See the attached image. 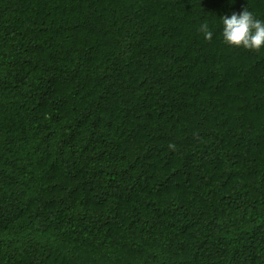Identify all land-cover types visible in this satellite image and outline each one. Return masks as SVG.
<instances>
[{
    "label": "trees",
    "instance_id": "16d2710c",
    "mask_svg": "<svg viewBox=\"0 0 264 264\" xmlns=\"http://www.w3.org/2000/svg\"><path fill=\"white\" fill-rule=\"evenodd\" d=\"M245 8L0 0V264H264V47L222 36Z\"/></svg>",
    "mask_w": 264,
    "mask_h": 264
},
{
    "label": "clouds",
    "instance_id": "9594fccd",
    "mask_svg": "<svg viewBox=\"0 0 264 264\" xmlns=\"http://www.w3.org/2000/svg\"><path fill=\"white\" fill-rule=\"evenodd\" d=\"M222 18V36L225 43L258 51L264 47V21L255 18L246 8L240 13H232ZM199 31L206 40H211L213 33L207 24H201Z\"/></svg>",
    "mask_w": 264,
    "mask_h": 264
}]
</instances>
